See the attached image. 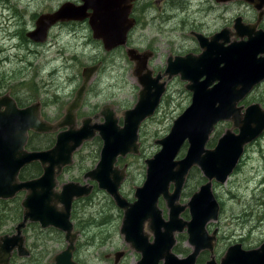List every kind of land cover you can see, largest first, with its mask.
<instances>
[{"label":"water","instance_id":"obj_1","mask_svg":"<svg viewBox=\"0 0 264 264\" xmlns=\"http://www.w3.org/2000/svg\"><path fill=\"white\" fill-rule=\"evenodd\" d=\"M245 1L257 7L264 6V0ZM84 8L64 3L53 13L42 14L36 29L27 36L45 40L51 25L59 20L81 18ZM96 18L90 17L94 38L102 39L107 51L127 43L130 26L121 23L117 26L116 21L106 23V31L99 33ZM260 21L261 16L253 24L236 18L235 31L224 29L210 36V45L208 39L200 37L204 47L201 55L169 58L165 74L169 78L180 75L187 81L186 88L192 92L191 103L174 120L170 133L156 140L161 149L146 160L147 178L143 186L137 187L134 204L129 205L131 202L120 192L126 168L120 169L116 163L119 157L139 153L140 125L155 113L165 93L163 75L159 73L153 77V71L148 67L150 55L136 48L128 49L130 59L136 62L134 74L142 88L135 106L123 112V126L110 105L100 112L104 122H93L87 117L82 120V126H76L77 110L100 64L84 68L83 82L75 98L64 117L56 123L43 118L40 101L21 107L9 92L0 95V199H13L25 192L21 201L23 219L13 234L0 236V264H13L11 257L15 249L20 256H29L30 249L23 234L28 222L65 231L69 244L55 255L54 261L56 264H79L73 258L79 231L74 230L71 221L72 206L76 199L90 195L93 185L70 181L59 190L58 176L65 167L73 164L75 152L97 132L104 141L101 158L85 178L98 181L99 187L106 189L120 208H125L121 232L141 253L138 264H196L200 250L213 247L215 237L208 235L206 224L210 219H217L220 212V204L212 191V180L225 182L242 158L245 146L264 132V109L260 104H252L244 111L243 106L238 107V103L264 80V30L256 29ZM233 35L234 40L231 39ZM223 120H232V128L219 137L214 147H207L215 126ZM61 128L65 129L59 131ZM30 131H58L56 143L48 149L30 150L26 147ZM185 142L189 143L187 152L177 159ZM33 162L41 163L42 174L21 180L22 169ZM195 166L202 170L208 182L188 204L183 205L179 202L182 190L187 175ZM161 196L165 200L168 198L169 220L163 217L158 205ZM186 206L192 212L191 221L180 218ZM146 224L154 235L153 240L145 230ZM185 229L194 251L187 257H180L173 251L177 241L175 233ZM124 254V251L116 252V263ZM207 264H264V242L253 249H245L240 243L232 245L221 263L213 259Z\"/></svg>","mask_w":264,"mask_h":264},{"label":"rangeland","instance_id":"obj_2","mask_svg":"<svg viewBox=\"0 0 264 264\" xmlns=\"http://www.w3.org/2000/svg\"><path fill=\"white\" fill-rule=\"evenodd\" d=\"M57 1L60 0H54ZM198 1L178 0V6L194 15L200 8L210 9V33L225 26L234 30L233 21L237 16H242L245 22H255L258 17V11L245 0L223 3L207 0V5H201ZM7 5L12 7L14 17L8 18L12 11L5 9ZM41 6V0H0V94L25 92L35 85L33 90L37 94L34 98L43 103L45 118L56 122L65 114L67 104L74 99L82 83L83 69L101 61L100 70L93 77L85 95L78 124H81L84 117H94L106 104L112 105L122 119L123 111L136 104L141 88L134 74L135 63L129 60L124 49L115 52L105 51L94 39L91 30L82 32L87 34L86 38L90 40V44H85L83 38L72 34L63 35L62 38L52 35L54 42L59 40L55 44L53 40L46 44L27 42L26 39L29 38H24L21 34L25 35L27 27L32 24V13L40 12ZM197 15L198 18H202V15ZM258 28H264V18ZM150 36L139 24L133 39L139 47L146 48ZM180 39L182 38L178 37V40ZM65 40L68 42L65 43ZM16 44L19 46L14 47ZM50 44L54 45L50 47ZM156 49V59L152 67L157 66V69L163 72L167 58L166 47L159 43ZM164 80L167 81L171 94L165 93L155 114L142 122L139 131L140 153L128 154L117 164L119 168L127 165L128 175L120 191L130 201L135 199V188L143 185L145 181L147 171L145 159L160 150L161 145L155 140L169 133L175 118L182 114L191 102L192 94L186 89L187 81L182 80L179 75L172 79L165 77ZM257 101L264 104V82L240 104L248 105ZM102 120L103 117H99L96 121ZM231 124L230 120L219 123L209 140L211 142L215 138L214 145L210 146L208 142L207 147H214L219 137L232 127ZM234 131L237 132L238 128H234ZM34 141L37 142V138H34ZM101 146L102 142L97 137L85 143L74 156L73 165L66 168L60 177V184L78 181L82 184L95 185L89 197L78 199L74 203L72 221L74 229L79 231L74 260L79 264H138L141 253L136 251L121 233L124 210L117 206L111 196L100 189L95 181L84 178V173L97 164ZM186 151L187 144L178 153L177 159L183 157ZM240 162L237 170L225 183L213 180V190L217 193L214 194L222 208L220 219L211 222L208 230L211 233L215 228H219V241L214 251L218 260L235 240L245 238L243 242L245 247L253 245L258 247L264 241V144L261 147L255 141L247 145L245 156ZM205 179L202 171L195 166L187 177L180 202L187 203L191 195L200 189ZM23 197L24 192L14 199L21 200ZM8 205L13 207L15 204L13 205L10 200ZM159 206L164 216L168 218L169 208L163 198H160ZM182 215L190 219L189 208ZM14 225L16 221H10L0 233L11 231ZM149 234L153 239V233ZM182 235L176 244L179 251L175 252L184 257L193 247L188 242L186 230ZM52 236L53 241L50 245L54 257L66 248L68 242L63 231L53 228ZM121 250L126 253L115 263V253ZM38 257L39 254L25 260V263L55 264L51 255L48 257L46 254L42 255L40 259ZM209 258L210 253L207 254V259Z\"/></svg>","mask_w":264,"mask_h":264},{"label":"flooded vegetation","instance_id":"obj_3","mask_svg":"<svg viewBox=\"0 0 264 264\" xmlns=\"http://www.w3.org/2000/svg\"><path fill=\"white\" fill-rule=\"evenodd\" d=\"M217 1V0H216ZM233 1V0H232ZM67 2H70V3H73L74 6H78V7H82L84 6L85 8L83 10H81V18L79 19H71V20H59L57 21L56 23H54L53 25L50 26L49 30H48V34H47V38L45 40H35V39H31L27 36L28 32L30 31H33L36 29L37 27V20L39 19V17L42 15V14H46V13H53L55 11H57L64 3H67ZM218 2V1H217ZM199 4L201 5H204L206 4L207 5V0H199L198 1ZM223 3V2H222ZM41 8H40V12H35V13H32V24L27 27L26 29V33L24 35V33L21 34L22 37L24 38H29V39H26L27 42L30 43L33 42L35 44H46L47 42L48 43H51V41L53 40V37H51L52 35H56L60 38L63 37V35H68V34H72L74 35L75 37H80V38H83L84 39V43L85 44H90V40L87 37V34H82V32L86 33V31L88 30H91V33H92V36L94 37V30L90 24V17H94V16H97L96 18V23H97V26H98V32H104L106 31V29L104 28V24L106 23H113L116 21V25L118 26L119 23H121L122 25H126V26H130V29L128 31V36H127V45L126 46H119V47H116L110 51H107L104 47V43H103V40L102 39H95L102 47L105 51L107 52H115L117 50H120V49H124L127 53V48L130 47V48H136L139 50V52H146L148 55H150V58L148 59V67L153 71L152 73V76H156L158 75L159 73L163 75L162 77V81L164 80V78L166 77L167 79H172V78H169V75L168 74H165V71H166V68H167V65H168V60L170 57H177V56H186L188 54H194L196 56L198 55H201L203 53V49L204 47L202 46V42H201V39H208V42H209V45H210V36L216 34V33H220L222 31H224V29H228L229 32L231 31H235L234 29V25H235V20L236 18H239L242 16H237L234 21H233V26L232 28L234 30H232L230 27L228 26H225L223 28H221L219 31H216L214 33H210V9L208 8H200V10L194 15L192 13H190L189 11H186L185 8L183 7H179L178 5V0H60V1H57V2H54V0H41ZM252 6L254 7V9H256L258 11V17H257V20L255 22H244L247 23V24H253V23H257L258 19L260 18L261 16V21L262 19L264 18V6L261 7H257L255 6L254 4H252ZM5 9L9 10V11H12V7L10 5H7L5 7ZM14 11H12L11 14L8 15V18H11V17H14ZM202 15V18H198V15ZM121 19V22H119L118 20ZM243 19V18H242ZM260 21V22H261ZM132 24V25H131ZM139 24L142 26V28L144 29L145 33H149L151 36L149 38V43H148V46L146 48H141L139 47L135 40L133 39V35H134V32L135 30L137 29V27L139 26ZM260 24V23H259ZM258 24V25H259ZM258 25L256 27L257 30H264V28H258ZM82 34V35H81ZM229 35V34H227ZM17 36V34H16ZM178 37H181L182 39L178 40ZM235 36H231V39L234 40V38H232ZM239 39V38H238ZM240 40V39H239ZM54 42V40H53ZM59 40H57L55 43H58ZM65 43H67L68 41L65 40L64 41ZM130 43V45H129ZM160 44H164V46L166 47V51H167V58H166V62H165V68H164V71L162 72L161 70L157 69V66L155 67H152V63L153 61L156 59V53H157V49L156 47ZM54 44H50V47ZM209 45H208V48H209ZM19 45L16 44L14 45V47H18ZM264 46V45H263ZM155 56V57H154ZM129 58V57H128ZM131 61V59H129ZM101 64V61L98 62ZM177 76V75H175ZM180 76V75H179ZM174 77V76H173ZM181 78V77H180ZM264 82V80L260 83L262 84ZM260 84H258L255 88H257ZM142 88V86H141ZM140 88V90H141ZM254 88V89H255ZM187 89V88H186ZM254 89L252 90V92L254 91ZM139 90V92H140ZM251 92V93H252ZM250 93V94H251ZM171 94V90L170 88L168 89L167 91V95H170ZM192 94V92H191ZM249 94V95H250ZM248 95V96H249ZM248 96H246L244 99H242L239 103H238V107L239 106H243V111L250 105L252 104H260V106L264 109V104L262 102H253V103H250L248 105H244V104H240L242 101H244ZM192 98V97H191ZM138 99H139V95H138ZM138 101V100H137ZM42 103V102H41ZM71 102H69L66 106V110H65V114L67 113V109H68V106L70 105ZM137 103V102H136ZM161 103V102H160ZM160 105V104H159ZM135 106V105H134ZM159 107V106H158ZM133 108V107H132ZM131 109V108H129ZM80 110L81 108L78 109L77 111V122H76V126L80 127L82 126V120L84 118H87V117H90L93 119V122H98V123H101V122H104L105 121V118L103 115L100 114V112H98L94 117H91V116H87V117H84L81 119V124L79 125L78 124V118L79 117V113H80ZM128 110V109H126ZM124 110V111H126ZM157 110V109H156ZM115 111V110H114ZM123 111V112H124ZM242 111V112H243ZM41 112H42V115L44 116V113H43V103L41 105ZM156 112V111H155ZM116 113V116L118 117V119L120 120V124L121 126H123V123H124V120L123 118L121 119L119 117V115L117 114V112L115 111ZM64 114V115H65ZM155 114V113H154ZM153 114V115H154ZM64 115L61 117L63 118ZM152 115V116H153ZM122 116H123V113H122ZM151 116V117H152ZM45 117V116H44ZM99 117H103V120L102 121H96L98 120ZM60 118V119H61ZM150 118V117H148ZM59 119V120H60ZM147 119V118H146ZM145 119V120H146ZM50 121V120H49ZM58 121V120H57ZM52 122V121H51ZM54 122V121H53ZM142 124V123H141ZM141 126V125H140ZM231 126H233V124H231ZM172 128V127H171ZM232 128V127H231ZM65 128H61L59 130H63ZM140 131V130H139ZM171 131V129H170ZM169 131V132H170ZM35 134H41L43 135L44 133H35ZM98 138L101 142H102V146H101V149H100V157H99V160L101 158V151H102V148H103V145H104V141L103 139L101 138L99 132H97L96 136L94 138ZM93 138V139H94ZM92 140V139H91ZM91 140H88V141H85L81 147L85 146V143L91 141ZM158 140V139H156ZM155 140V142H156ZM264 140V132L254 141L248 143L247 145L249 146L251 143L255 142L258 143V145H260L262 147V145L264 143L261 144V141ZM140 142V141H139ZM55 143H56V140H55ZM54 143V144H55ZM54 144L48 148H51L54 146ZM247 145L245 146V151H244V154L243 156H245V152H246V148H247ZM80 147V148H81ZM48 148H45V149H48ZM79 148V149H80ZM78 149V150H79ZM78 150L75 152L74 156L77 154ZM140 150V148H139ZM159 151V150H158ZM157 151V152H158ZM156 152V153H157ZM140 153V151H139ZM138 153V154H139ZM155 153V154H156ZM154 154V155H155ZM137 155V154H136ZM153 155V156H154ZM152 156V157H153ZM242 156V158H243ZM126 157V156H125ZM152 157H148L145 159V163H146V160L149 159V158H152ZM121 158H124V157H119L118 158V161L116 163V165L119 163V161L121 160ZM242 158L240 160H242ZM99 160H97L99 162ZM239 160V163L238 165L235 167V169L233 170V172H235L237 170V168L239 167V165L241 164ZM98 162H96L98 164ZM74 163V162H73ZM93 167L95 168L96 165ZM147 164V163H146ZM73 165V164H72ZM71 166V165H69ZM69 166L65 167L63 172L65 171L66 168H68ZM118 166V165H117ZM42 167V165H41ZM119 167V166H118ZM197 167V166H196ZM91 168V169H93ZM123 168H126V177L128 175V170H127V165L123 166L122 168L120 169H123ZM89 169V170H91ZM197 169H200L199 167H197ZM88 170V171H89ZM147 170H148V164H147ZM192 170V169H191ZM190 170V171H191ZM201 170V169H200ZM42 171H43V167H42ZM86 171L84 173V178H85V174L88 172ZM202 171V170H201ZM63 172L58 176V180H59V184H58V189L61 190V186L64 184V183H67V182H64L62 184H60V177L61 175L63 174ZM232 172V173H233ZM190 173V172H189ZM203 173V172H202ZM41 175V174H40ZM38 175V176H40ZM189 175V174H188ZM187 175V177H188ZM36 176V177H38ZM203 176H204V173H203ZM36 177H33V178H36ZM125 177V179H126ZM205 177V176H204ZM230 177V175L228 176V178ZM146 178H147V171H146ZM146 178H145V181H146ZM206 178V177H205ZM227 178V180H228ZM21 179V178H20ZM27 179H31V178H27ZM27 179H21V180H27ZM90 180H92L91 178H89ZM124 179V180H125ZM207 179V178H206ZM205 179V182L201 185V187L206 184L208 182V179L206 180ZM123 180V182H124ZM187 180V178H186ZM214 180V179H213ZM213 180H212V191H213V194L216 193L214 192L213 190ZM216 180V179H215ZM226 180V181H227ZM92 181H95L97 183V186L99 187V183L98 181L96 180H92ZM144 181V183H145ZM225 181V182H226ZM70 182V181H68ZM74 182H78V181H74ZM123 182L120 186V189L122 188V185H123ZM216 182H219L218 180ZM223 182V183H225ZM80 183V182H79ZM143 183V184H144ZM219 183H222V182H219ZM82 184V183H81ZM85 184H90V185H93V190L92 192L94 191V188H95V185L94 184H91V183H85ZM173 184V183H172ZM172 184H171V189L173 190L172 188ZM84 185V184H82ZM185 185V184H184ZM143 186V185H141ZM141 186H137V187H141ZM137 187L135 188V191L137 189ZM200 187V188H201ZM100 188V187H99ZM102 189V188H100ZM107 192L106 189H103ZM200 190V189H199ZM198 190V191H199ZM183 191V190H182ZM198 191H195L192 195H191V198L190 200L192 199V196L198 192ZM91 192V194H92ZM121 192V191H120ZM22 193V192H21ZM108 193V192H107ZM20 194V193H19ZM25 194V193H24ZM90 194V195H91ZM109 194V193H108ZM122 194V193H121ZM217 194V193H216ZM90 195L88 196H84V197H80L78 199H81V198H87L89 197ZM112 198V200H114V198L112 197L111 194H109ZM123 195V194H122ZM124 196V195H123ZM135 196V194H134ZM215 196V194H214ZM125 197V196H124ZM126 198V197H125ZM160 198H163V196H161ZM181 198V197H180ZM23 199V198H22ZM22 199L20 200V203L22 201ZM76 199V200H78ZM127 199V198H126ZM136 199V198H135ZM134 199V200H135ZM76 200L74 201V203L76 202ZM129 200V199H128ZM133 200V201H134ZM165 200V199H164ZM189 200V201H190ZM115 201V200H114ZM130 201V200H129ZM133 201H130V202H133ZM160 201V199H159ZM188 201V202H189ZM218 201V200H217ZM166 202V200H165ZM180 202V200H179ZM185 203H181L183 205H186L188 204ZM219 202V201H218ZM74 203H73V206H72V213H71V221H72V214H73V207H74ZM116 203V202H115ZM220 204V203H219ZM158 205H159V202H158ZM166 205H167V202H166ZM118 206V205H117ZM160 207V206H159ZM168 207V206H167ZM21 208H22V215L20 216V218L16 221V225L21 222V220L23 219V207L21 205ZM189 208V207H185V209L182 211L181 215H180V218H182L184 221H191L193 220V216H192V212L189 208V211H190V219H186L183 217V212H185V210ZM221 204H220V212L218 214V218L217 219H210L208 221V223L206 224V230H207V233L208 235L210 236H214L215 238L213 239V247L212 248H204L202 250H200V253L197 257V260H196V264H207L208 262L212 261L213 259H215L217 261V263H221L223 257L225 256L227 250L229 249L230 246L232 245H235V244H242L243 247L245 249H253V248H257L256 245H253V246H248V247H245L244 246V240L245 238H242V239H239V240H235L234 243L230 244L228 247H227V250L226 252L223 254V256L220 258V260L217 259L214 251L217 247V244H218V241H219V228H215L211 233L209 232L208 230V226L211 222H214V221H217L218 219H220L221 217ZM122 209V208H121ZM161 209V208H160ZM162 210V209H161ZM163 211V210H162ZM76 215V213L74 214V216ZM163 217L166 219V220H169V216L168 218H166L164 216V212H163ZM124 218V216H123ZM201 218V217H200ZM73 222V221H72ZM123 223V221H122ZM74 224V223H73ZM16 225H14L13 229L11 231H8V232H4V233H0V236L4 235V234H13L15 232V227ZM122 227V225H121ZM54 227H49V228H42L40 223L38 222H28L26 227L23 229V234H24V237H25V244L26 246L30 249V254L29 256H26V257H22L18 254V251L17 250H14L13 252V256H12V262L14 264H26L25 263V260L33 257V256H37L39 254V257L38 259L41 258L42 255H47V257L49 255H51L53 261H54V257H53V253H52V250H51V242L53 241V236H52V229ZM75 228V226H74ZM54 229H57V228H54ZM57 230H60V229H57ZM75 230V229H74ZM145 230L146 232L150 233L151 231L148 230L147 228V224H146V227H145ZM187 231V229H185ZM60 231H63V230H60ZM78 231V230H76ZM216 231V233H215ZM65 233V239H66V232L63 231ZM183 232V231H182ZM182 232H176L175 233V237H176V240L180 237V236H183L182 235ZM122 233V232H121ZM79 234V233H78ZM123 234V233H122ZM187 235H188V242L190 243L189 241V233L187 231ZM125 236V235H124ZM78 239V238H77ZM126 239V238H125ZM151 239V238H150ZM153 239H154V235H153ZM151 239V240H153ZM67 241V240H66ZM127 241V240H126ZM68 242V241H67ZM128 242V241H127ZM263 242V241H262ZM261 242V243H262ZM129 243V242H128ZM69 244V242H68ZM67 244V245H68ZM130 244V243H129ZM176 244H177V241H176ZM174 246L173 248V251L175 252V250L178 252L179 251V248L178 246ZM191 244V243H190ZM131 245V244H130ZM261 245V244H260ZM259 245V246H260ZM41 247L40 249L38 247ZM258 246V247H259ZM67 247V246H66ZM193 247V245H192ZM64 250V249H63ZM76 250V249H75ZM136 250V249H135ZM121 251H124V250H121ZM137 251V250H136ZM194 251V247L192 249V251L187 254L186 256L184 257H187L188 255H190L192 252ZM61 252V251H60ZM75 252V251H74ZM119 252V251H117ZM125 252V251H124ZM126 253V252H125ZM176 253V252H175ZM210 253V258L207 259V254ZM58 254V253H57ZM56 254V255H57ZM116 254V253H115ZM177 254V253H176ZM125 255V254H124ZM123 255V256H124ZM179 255V254H178ZM122 256V257H123ZM180 256V255H179ZM121 257V258H122ZM181 257V256H180ZM73 258H74V255H73ZM120 258V260H121ZM207 259V260H206ZM76 261V260H75ZM55 262V261H54ZM77 262V261H76ZM115 263H116V256H115ZM56 264V262H55Z\"/></svg>","mask_w":264,"mask_h":264},{"label":"trees","instance_id":"obj_4","mask_svg":"<svg viewBox=\"0 0 264 264\" xmlns=\"http://www.w3.org/2000/svg\"><path fill=\"white\" fill-rule=\"evenodd\" d=\"M35 88V85H32V87L25 92H16L12 93V95L16 98L17 102L20 106H26L32 102H34L36 99L34 96L37 94L33 90ZM18 94H21L22 96H19ZM34 138H37V142L34 141ZM214 139H212L210 146L214 145ZM55 143V134L49 133V134H32V138L28 142V147L31 149H41V148H48L52 146ZM42 173V167L39 163H33L32 165L26 167L21 172L20 178L21 179H27V178H33ZM197 173L202 178L201 173L197 170ZM197 180V179H196ZM9 201L6 200H0V230H3L5 226H7L10 221H17L20 216L22 215V208L20 200L14 199L11 200V203H13V207H10L8 205Z\"/></svg>","mask_w":264,"mask_h":264},{"label":"bare ground","instance_id":"obj_5","mask_svg":"<svg viewBox=\"0 0 264 264\" xmlns=\"http://www.w3.org/2000/svg\"><path fill=\"white\" fill-rule=\"evenodd\" d=\"M185 154H186V153H185ZM184 156H185V155H184ZM233 173H234V172H233ZM165 198H166V197H165ZM166 200L168 201V198H166ZM134 203H135V201L129 203V205H130V204H134ZM177 203H178V201H176V204H177ZM129 205H128V206H129ZM128 206H127V207H128ZM122 209L124 210L125 208H122ZM146 210H147V209H146ZM137 233H138V232H137Z\"/></svg>","mask_w":264,"mask_h":264}]
</instances>
